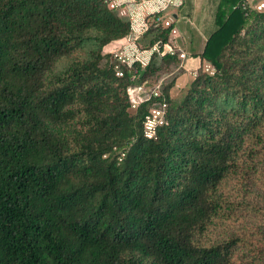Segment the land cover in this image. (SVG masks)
I'll return each mask as SVG.
<instances>
[{
	"label": "trees",
	"instance_id": "1",
	"mask_svg": "<svg viewBox=\"0 0 264 264\" xmlns=\"http://www.w3.org/2000/svg\"><path fill=\"white\" fill-rule=\"evenodd\" d=\"M246 3L218 0L200 55L214 71L172 96L183 70L164 52L175 23L155 24L165 11L136 39L156 46L144 65L120 58L133 21L107 0H0V264H264V205L248 197L264 162V11Z\"/></svg>",
	"mask_w": 264,
	"mask_h": 264
},
{
	"label": "rangeland",
	"instance_id": "2",
	"mask_svg": "<svg viewBox=\"0 0 264 264\" xmlns=\"http://www.w3.org/2000/svg\"><path fill=\"white\" fill-rule=\"evenodd\" d=\"M133 1H135V0H133ZM246 1L247 2L249 1L248 3H250V5L253 8H255L256 10L264 11V0H246ZM122 2H123V5L119 6ZM168 2H172L173 6L175 5V7H177L182 2V0H152V4H145L144 6H146L147 9H150L153 7H156V9H158L157 11H152V12L148 13V14H152L155 12L158 13V12L162 11V7L160 6V3H165V6H168L169 5ZM217 2H218V0H194V8L192 11L194 14L193 20L200 27V29L202 31H203V29L205 31L207 30L206 24L212 23L209 19L206 21V20H204V18L205 17L209 18L210 15H214L213 14L215 11L214 8H216ZM124 3H125V1H121L120 4L118 5V7H116V8L121 9V10L123 9L122 11L125 10V13L130 14L131 15L130 17L132 18V21H133V24H132L133 32H136L137 30H139V32H140L143 19H142V21H140L139 24L135 23L136 21L134 19L135 18L134 15L131 13V10H127L128 8L125 7ZM154 4L156 6L151 7V5H154ZM247 6L249 7L248 4H247ZM170 10L171 11L169 12L168 17H166V18L169 19L170 25H171V23H175L176 17H178V16L177 15H175V17L172 16L174 10L173 11H172V9H170ZM144 31H146V30H143V32ZM176 31H177V28H176V24H175V26L172 30V35L176 36L175 34L178 33V32L176 33ZM136 39L137 38H134V34H133L130 37V39L127 40V42L123 43L122 50H120L118 53L120 54V56L127 57L130 62H133L135 60H140L145 65L149 61L151 55L153 54V51L156 49V46L151 48L150 49L151 51L149 50V52H146L143 49H141L140 46L136 43ZM183 43H184V40L182 43H179V41L176 43H173L174 45H178V46H174L176 48L173 47L172 51L177 50L176 53L179 57H180V52H181L179 46L183 48V45H182ZM120 49H121V47H120ZM165 49H168V47L164 46V52H166ZM85 52L86 51L84 50V48H79L75 52H73L71 55L64 56V57L58 59V61L56 63L55 71H58L59 69L64 68L65 66H67L69 63H71L74 60H79V59L83 58V56H85ZM167 67H168L167 70L173 71V72H171V75H173L175 73L178 74V73H180L181 69L183 70L182 66H181V69L179 68L176 61L168 63ZM202 67H203V69L210 71L211 73L214 71V68L208 62H207V65L202 66ZM197 70L196 69L190 70L191 72H194V73L192 74V77L189 80V82L194 79ZM162 72L163 71H160L159 73H162ZM187 72H189V71H187ZM164 75H167V73H164L163 77H164ZM166 77H168V76H166ZM161 79H162V77H161ZM169 79L170 78H167L166 81H168ZM158 81H159V79L157 80V78L155 79V77L149 78L148 81L144 84L142 90H145L146 88L150 89V87L155 86ZM176 83H177V81H176ZM187 84H188V82H186L185 85L178 86V87L175 86L176 85L175 84L174 85L175 88L172 87L170 89L172 96H178L179 94H181V89L183 87H185ZM137 91L138 90H135V89L129 90L132 102H134L136 100L137 101L140 100V96L138 95ZM156 115H159V114L156 113ZM149 116H152V115L150 114ZM152 120H153V123H155V120H157V117L154 116ZM151 127H153V126H151ZM62 129H63V132H65L64 134H69V132H72V129L68 126H63ZM151 131H153V130H151ZM255 180L256 181L254 182L253 188H252L251 192L249 193L248 197L251 198L250 201L252 202L251 203L252 205L262 206V205H264V162H263V164H261V166H259L258 174H257V177ZM215 222L217 224L216 232L222 231L223 233L226 230H228L229 227L235 229V226H237L239 223V221H231L228 223H222V221H219L217 219H215Z\"/></svg>",
	"mask_w": 264,
	"mask_h": 264
},
{
	"label": "crops",
	"instance_id": "3",
	"mask_svg": "<svg viewBox=\"0 0 264 264\" xmlns=\"http://www.w3.org/2000/svg\"><path fill=\"white\" fill-rule=\"evenodd\" d=\"M169 5L165 6V3H160V6L162 7V11H165V16L168 17L169 12L172 9L173 15L175 17V12L177 10V7L175 5L173 6L172 2H168ZM145 4H152V0H125L124 5L128 8V10H131V13L134 15L135 23L139 24L142 19L148 15L149 12L157 11L156 7L147 9ZM159 5V4H158ZM152 6H156L151 5ZM173 6V7H172ZM194 17V15H193ZM206 19V17L204 18ZM177 31L175 34L176 36H172L170 38L169 44H166L165 46L168 47V49H165L166 52L172 51L174 46L173 43H176L179 41V43H182L184 40L183 48L179 46L180 48V58H181V66L183 68V74L178 76L177 83L175 86H182L185 85L186 82H189V80L192 77V74L194 72H191L190 70L198 69L202 66L207 65V61L203 60L200 55L204 51L205 44H206V35L204 32L200 29V27L195 23L193 18L185 15L180 14L176 18L175 21ZM176 48V47H174ZM150 49H144V51L149 52ZM151 51V50H150ZM182 55V56H181ZM189 71V72H187ZM174 87V86H173ZM175 88V87H174Z\"/></svg>",
	"mask_w": 264,
	"mask_h": 264
},
{
	"label": "built area",
	"instance_id": "4",
	"mask_svg": "<svg viewBox=\"0 0 264 264\" xmlns=\"http://www.w3.org/2000/svg\"><path fill=\"white\" fill-rule=\"evenodd\" d=\"M108 1V3H109V6L110 7H113V8H116V7H118V5L120 4V2L121 1H125V0H107ZM133 1V0H132ZM249 2V1H248ZM246 3V4H248L249 5V7L250 8H252V9H255V8H253L251 5H250V3ZM121 5H123V2L119 5V6H121ZM122 8V7H121ZM123 10V9H122ZM121 10V11H122ZM128 10V9H127ZM122 13H124V14H127V13H125V10L124 11H122ZM149 15L150 14H148V15H146L145 16V18H143V21H142V24H141V30H140V32H139V30H137L136 32H135V37L134 38H137L140 34H142L143 33V30H147L148 28H149V25H150V22L152 21V19L149 17ZM156 25H158L159 23H163L164 25H170V21H169V19H167L166 18V16L165 17H163V16H160V17H158L157 19H156ZM120 58L123 60V61H129V59L127 58V57H124V56H120ZM130 62V61H129ZM134 100V99H133ZM137 103H138V101L136 100V101H134L133 102V107H135L136 105H137ZM156 113L157 114H159V115H156ZM151 115L152 116H147V120H146V134L148 135V136H152V135H154L155 134V132H156V127L158 126V125H160V124H162V122L164 121V110L162 109V108H154L153 110H152V112H151ZM157 117V120H155V123H153V117ZM151 126H153V127H151ZM151 130H153V131H151Z\"/></svg>",
	"mask_w": 264,
	"mask_h": 264
},
{
	"label": "water",
	"instance_id": "5",
	"mask_svg": "<svg viewBox=\"0 0 264 264\" xmlns=\"http://www.w3.org/2000/svg\"><path fill=\"white\" fill-rule=\"evenodd\" d=\"M159 45H161V42L159 43Z\"/></svg>",
	"mask_w": 264,
	"mask_h": 264
}]
</instances>
